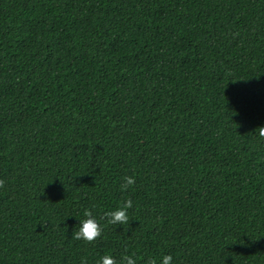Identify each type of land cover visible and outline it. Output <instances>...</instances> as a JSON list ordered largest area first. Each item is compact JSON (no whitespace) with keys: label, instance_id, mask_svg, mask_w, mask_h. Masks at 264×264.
Returning <instances> with one entry per match:
<instances>
[{"label":"trees","instance_id":"obj_1","mask_svg":"<svg viewBox=\"0 0 264 264\" xmlns=\"http://www.w3.org/2000/svg\"><path fill=\"white\" fill-rule=\"evenodd\" d=\"M259 126L264 0H0V264H264Z\"/></svg>","mask_w":264,"mask_h":264},{"label":"clouds","instance_id":"obj_2","mask_svg":"<svg viewBox=\"0 0 264 264\" xmlns=\"http://www.w3.org/2000/svg\"><path fill=\"white\" fill-rule=\"evenodd\" d=\"M255 134L264 140V126H259L255 130ZM4 183L0 180V186ZM136 184V178L134 175H127L122 178V183L120 185V190L122 192H127L132 186ZM133 200L131 198H126L117 207L107 210L104 212V217L107 218V223L111 225H123L128 222V210L132 208ZM85 219H78L79 223L74 227L72 235L74 239L94 241L102 233V226L98 222L97 218L92 214L91 210H85ZM138 258L133 254H122L119 260L116 259L111 254H104L99 257L96 264H137ZM145 264H173V256L171 254H165L159 259L148 256L146 258Z\"/></svg>","mask_w":264,"mask_h":264}]
</instances>
